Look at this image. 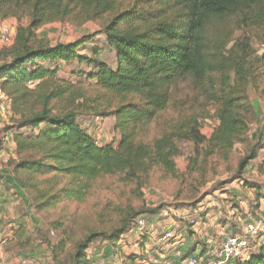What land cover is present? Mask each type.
<instances>
[{"label":"trees","instance_id":"trees-1","mask_svg":"<svg viewBox=\"0 0 264 264\" xmlns=\"http://www.w3.org/2000/svg\"><path fill=\"white\" fill-rule=\"evenodd\" d=\"M105 19L101 34L116 54L115 69L101 61L99 53H79L94 36L52 45L38 34L55 21L85 24ZM9 20L19 24L15 43L0 48V89L16 117L8 130L14 132L18 158L11 159L9 167L25 195L31 192L39 211L62 202H83L93 185L108 176L134 182L155 167L176 176L179 143L208 142L213 150L229 151L248 133L242 109L249 74L242 60L253 66L256 61L248 45L236 44L228 56L223 45L233 21L264 27V0H0V25ZM73 62L92 68L86 76L89 88L100 89L107 98L96 115L114 118L121 137L117 148L100 146L80 125L78 109L85 106L86 96L78 84L59 78L63 65ZM188 81L197 86L201 98L215 97L219 126L211 138L203 136L195 111H190L152 144L139 141L144 130L177 105V86ZM174 110L182 112L178 106ZM259 140L264 148V129ZM254 158L252 152L240 162L239 175ZM161 211L131 210L105 239L121 250L139 216ZM100 236L91 234L80 241L72 264H90L88 251ZM146 259L143 253L130 254L123 264H144ZM243 264H264V244Z\"/></svg>","mask_w":264,"mask_h":264},{"label":"rangeland","instance_id":"rangeland-1","mask_svg":"<svg viewBox=\"0 0 264 264\" xmlns=\"http://www.w3.org/2000/svg\"><path fill=\"white\" fill-rule=\"evenodd\" d=\"M235 22H231L234 24L232 30L227 32L229 36L227 44L223 45V53L225 56L232 54L234 46L240 43L250 46L251 57L256 61L253 66L242 60L249 74L243 102L245 108L242 109L248 125V133L244 140L229 151L213 150L208 142L200 146L191 142H181L180 155L174 158L176 176L167 173L161 167H155L148 176H143L134 182H125L124 176L121 175L108 176L98 180L81 203L62 202L39 211L37 204L33 202V195L27 191L26 196L30 200L38 226L33 229V234L26 235L28 239L23 241V236H20V239L13 244L8 251L9 261L12 259L9 264H16L24 257L32 258L39 264H72L76 245L91 234H103V236H100L101 238L88 251L90 264H111V261L106 263L100 260L102 256L99 258L96 250L101 246L110 245L112 257H122L123 252L138 250L135 245L141 244L144 239L133 231L130 234L131 243L129 238H124L121 250L105 239V235L108 236L121 227L131 210L139 213L142 210L159 208L173 216V219L177 221L181 219L178 230L185 225L190 236L193 235L192 227L196 222L200 223L208 214L213 215L216 224L227 226L226 231L229 236L241 234L245 225L253 221L261 220L264 223V148L261 147L263 141L259 140V134L264 129V62L262 61L264 27L246 24L240 26L238 21ZM26 23L23 21L24 25ZM107 23L108 19L85 24L73 20L64 23L55 21L43 27L44 36H40L52 45L72 43L85 36H94L79 49V53L89 57H95L99 53L98 58L115 69L116 54L108 47L105 36L101 34ZM18 25L17 21H12L6 26L12 33ZM2 46L0 43V48ZM234 54L239 55V52ZM63 66L65 68L59 73V78L78 84L81 92L86 96L85 106L78 109L80 125L93 135L100 146L114 145L117 148L121 137L115 129L114 118L105 119L96 115L104 110L107 98L103 97L100 89L89 88L91 82L86 76L93 72L92 68L77 62ZM214 79L216 91H220V77L216 75ZM199 94L193 82L179 84L176 90L177 105L175 104L158 122L144 130L138 140L152 144L165 133L172 132L174 125L185 119L180 118L181 115L190 111H195V118L199 119L200 131L209 140L219 126L217 104L215 97L214 101L207 100L201 98ZM77 104H82V101H77ZM177 106L182 112L174 110ZM62 107H64L63 103L58 105V108ZM252 152L255 153V158L239 175L240 162ZM176 211L178 213L174 215ZM160 213L156 215L146 213L137 218L146 221L144 236H151L153 226L157 227L155 222H162L165 219L159 216L162 214ZM150 238H153L150 242L154 244V241L163 239V235ZM209 238L212 237H206V244ZM64 244L66 246L61 249L60 246ZM251 244L252 255L264 244V228L254 240H251ZM7 247L9 248V245ZM34 250L37 252L36 256L26 253ZM55 255L56 259H54ZM146 256H149L148 259L153 257L149 254ZM0 260L3 262L1 255ZM119 263L123 264V261Z\"/></svg>","mask_w":264,"mask_h":264},{"label":"crops","instance_id":"crops-1","mask_svg":"<svg viewBox=\"0 0 264 264\" xmlns=\"http://www.w3.org/2000/svg\"><path fill=\"white\" fill-rule=\"evenodd\" d=\"M12 21L15 20H9L4 23V25L12 23ZM12 33L16 35L17 27L13 29ZM38 33L44 36V28L39 30ZM43 36L40 37L42 38ZM9 115L10 116L5 119H0V223L3 232L10 237L8 243L9 248L7 245L4 251L2 250L3 253L1 254L0 252L1 257L3 256V262H0V264H9L12 259L9 261L8 251L11 250L13 244L20 239V236H23V241L28 239L26 235L33 234V229L38 226L36 216L28 198L9 167V161L18 158L14 132L8 130L9 127L13 126V120L16 118L13 107L12 113ZM161 213L164 214L163 211H161ZM177 213L178 211H176L174 215ZM162 214L159 216L162 217ZM155 224L157 227L155 228V226H153L154 230L151 236L147 238V242L143 239L141 244L135 245L138 250L123 252L124 258L123 256L112 257V247L110 245H105L96 250V253L98 252V257L100 258L102 256L100 260L102 259L106 263H110L111 261V264H120L119 262L124 261L126 256L130 254L139 255L141 253L145 254V256L146 254L153 255L150 259H148L149 256H146L147 259L144 264H171L173 261L179 262L188 258L215 260L221 255L223 244L227 236H229L226 231L227 226L216 224L212 214H208L205 219L202 218L200 223L196 222V225L192 227L193 235L191 236L190 234L188 235L185 225H183L181 230H178L180 228L181 219L177 221L173 219V216L169 215V218L163 219L162 222L157 221ZM168 233H172L173 237L166 239ZM130 234H132V232ZM130 234L126 236V239L129 238L128 240L131 243L132 236ZM155 235H163V239H158V242L154 241V244H151L150 241H153V238L150 237ZM207 236L212 237L210 239H214L213 244H206L205 239ZM26 253L31 256H36L37 254L36 250ZM119 258H121L120 261ZM230 264L239 263L231 262Z\"/></svg>","mask_w":264,"mask_h":264},{"label":"built area","instance_id":"built-area-1","mask_svg":"<svg viewBox=\"0 0 264 264\" xmlns=\"http://www.w3.org/2000/svg\"><path fill=\"white\" fill-rule=\"evenodd\" d=\"M16 35L12 34L6 25L0 27V43L3 46H11L15 43ZM12 113V104L5 95V93L0 89V117L7 116ZM1 207V203H0ZM163 217L169 218L168 213L162 214ZM144 217V216H143ZM146 221L140 218L135 223L133 231L138 233V236L143 237L145 231ZM13 228V227H12ZM264 228V223L261 220L253 221L248 225H245L243 233L235 236H227L223 247L222 253L216 260H202L198 258H188L182 261H173L171 264H230L231 262H237L243 264L250 258L251 255V240H254L256 236ZM13 230V229H12ZM132 231V232H133ZM259 232V233H258ZM173 237L172 233L166 235V239ZM9 236L5 234L2 230L0 223V252L9 243ZM124 240V239H123ZM214 239H208L207 244H213ZM122 246L124 242L122 241ZM145 263V262H144ZM16 264H39L38 261L31 258H21ZM92 264V263H91Z\"/></svg>","mask_w":264,"mask_h":264}]
</instances>
